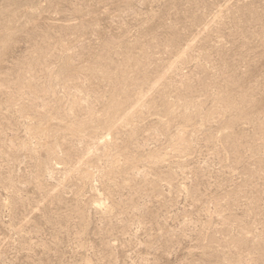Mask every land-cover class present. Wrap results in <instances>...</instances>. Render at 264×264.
<instances>
[{
  "label": "rangeland",
  "instance_id": "374dc122",
  "mask_svg": "<svg viewBox=\"0 0 264 264\" xmlns=\"http://www.w3.org/2000/svg\"><path fill=\"white\" fill-rule=\"evenodd\" d=\"M0 264H264V0H0Z\"/></svg>",
  "mask_w": 264,
  "mask_h": 264
}]
</instances>
